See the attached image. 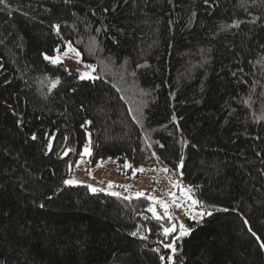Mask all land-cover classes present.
Masks as SVG:
<instances>
[{
  "label": "trees",
  "instance_id": "obj_1",
  "mask_svg": "<svg viewBox=\"0 0 264 264\" xmlns=\"http://www.w3.org/2000/svg\"><path fill=\"white\" fill-rule=\"evenodd\" d=\"M69 43L96 79L45 60ZM86 140L191 187L175 264H264V0L0 4V264H168L147 197L64 184Z\"/></svg>",
  "mask_w": 264,
  "mask_h": 264
},
{
  "label": "rangeland",
  "instance_id": "obj_2",
  "mask_svg": "<svg viewBox=\"0 0 264 264\" xmlns=\"http://www.w3.org/2000/svg\"><path fill=\"white\" fill-rule=\"evenodd\" d=\"M67 45L59 51H56L53 55H48L49 57H62V64L75 69L80 76L81 72L89 71L90 75L97 76L96 72H91L89 69L85 68V65H91L83 62L79 57L75 55L74 52L68 51ZM78 52V50L72 46ZM67 51V55L64 52ZM79 53V52H78ZM80 54V53H79ZM79 60V63L77 62ZM59 64V63H58ZM89 148V140H86L85 144L82 146L79 155L70 165V171L68 176L64 179L65 185H85L90 190L89 186L97 189V191L105 192L111 194L112 192L119 193V196L124 197H136L137 192H144L145 197H155L157 199H164L169 202V211L174 218L172 221H168L167 217L163 220L168 221L167 226H171L172 223L177 224V231L174 233L175 236L179 235V225L183 224L186 229L193 228L196 224L201 223L202 218L198 215L199 212L203 211L197 205L192 209V214L196 216L195 219H190L188 215L185 214L183 208L176 207L171 200H169V193L175 192L177 195V203L183 200L180 196L179 189L172 187V184L179 181L185 188L189 185L186 181L173 175L171 172L165 173L163 171L164 166H133V168L124 169L123 164L125 162L118 163L115 159L107 157L99 160L95 164H91L89 155H82L85 147ZM77 162H79L77 164ZM128 162V161H127ZM143 168V172H135L133 175V169ZM155 169V170H153ZM66 180L76 181V183L66 184ZM109 182L112 183L113 187L109 188ZM91 191V190H90ZM192 195V194H191ZM193 199H195L192 196ZM149 199V198H148ZM149 206H154L156 211L161 216H164V210L158 205H153L151 199H149ZM188 206L191 207V202H187ZM204 212V211H203Z\"/></svg>",
  "mask_w": 264,
  "mask_h": 264
},
{
  "label": "snow or ice",
  "instance_id": "obj_3",
  "mask_svg": "<svg viewBox=\"0 0 264 264\" xmlns=\"http://www.w3.org/2000/svg\"><path fill=\"white\" fill-rule=\"evenodd\" d=\"M171 2V0H170ZM6 3V0H0V4H5ZM205 3H208V0H205ZM57 31H59V26L58 25H55L54 26ZM67 49L68 51H72L75 53V55L77 57H79V53L76 52V50L74 48H72V45L71 43H69L67 45ZM59 51V50H57ZM68 53L67 51L64 52V55L66 56ZM44 58L45 60H50L51 63L53 64H58V63H61L62 62V57L61 56H56V57H49L47 54L44 55ZM79 63V60L77 61ZM85 68L89 69L91 72H95V66L94 65H85ZM66 72L69 71V69H65ZM97 77H94L92 75H90V72L89 71H85V72H81L80 73V79H96ZM60 83V80L59 78H56L55 80L51 81V87L49 88V91L52 90V88H55L58 84ZM86 123H90V122H86ZM33 139H36V136L35 134H33L32 136ZM161 147H163V145H161ZM49 150H51V142L49 143ZM68 151H71V149H66L65 152H64V155H67L68 154ZM82 155H91L90 151H89V148L86 146L83 150V153ZM155 155V154H153ZM157 160L160 161V158L157 157ZM79 162H77L78 164ZM160 163H162V161H160ZM183 166V158H181V162L180 164L178 165V167H182ZM123 168L124 169H129V168H133V165L127 161H125V163L123 164ZM155 170V169H153ZM143 172L144 169L141 167L139 169H133V175H135V172ZM163 171L165 173H167L169 171V169L167 167H164L163 168ZM182 175V173H181ZM66 184H71V183H76V181H72V180H66L65 181ZM108 187L111 188L113 187L112 183L109 182L108 184ZM172 187L175 188V189H179V192H180V196L183 197V200L180 202V203H177V195L175 192H170L168 195H169V200H171V202L178 208H183L185 210V214L189 216L190 219H195L196 216H194L192 214V209L198 205V204H201L200 201H197L195 199L192 198V195H191V192H192V189L191 187H188V188H185L179 181H176L172 184ZM90 190L92 192H96L97 189L92 187V186H89ZM112 195L114 196H119V193H115V192H112L111 193ZM145 194L144 192H137L136 193V198H140V197H143ZM149 199L152 200L153 202V205H156L158 204L163 210H164V216H161L160 214L157 213L156 211V208L154 206H149L146 211L148 212H151L153 217H155L158 221L159 220H162L164 219L165 217H167V220L168 221H172L174 218L172 217L170 211H169V202L164 200V199H157L155 197H148ZM124 199H129V197H124ZM190 201L191 202V207L188 206L187 202ZM201 207H203V205L201 204ZM208 215H211L210 212L207 213ZM198 215L202 218L204 215H205V212L201 211L198 213ZM245 224H247V221H245ZM162 228V232L159 233V235H161L163 237L162 240L160 241H157L158 244H161L162 247L164 249H170L171 252L170 254H167V262L168 264H175L174 260H173V257L175 256L176 252H177V249L175 247V243L177 240H179L181 237L183 236H186L190 233V229H186L183 224H180L179 225V235L178 236H175L173 235V233H175L177 231V224L176 223H172L171 226H165V225H161L160 226ZM149 231H151L149 229ZM249 231L251 232L252 229L249 227ZM131 235L133 236H136L137 235V232H132ZM252 235L255 236L256 233L255 232H252ZM169 237H171V240L169 241ZM144 238V237H142ZM257 239H259V237H257ZM261 247L264 248V243H261ZM154 251H157L159 252L160 251V248H157V249H154ZM165 255H160V260L162 262V264H164L165 262Z\"/></svg>",
  "mask_w": 264,
  "mask_h": 264
}]
</instances>
